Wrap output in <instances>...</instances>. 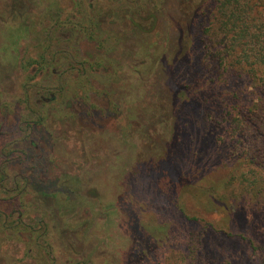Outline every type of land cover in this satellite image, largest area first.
Segmentation results:
<instances>
[{"label":"rangeland","instance_id":"obj_1","mask_svg":"<svg viewBox=\"0 0 264 264\" xmlns=\"http://www.w3.org/2000/svg\"><path fill=\"white\" fill-rule=\"evenodd\" d=\"M217 1L0 0V47L15 43L0 50L2 248L29 264H264L259 141L202 96ZM255 1L264 25V0H239Z\"/></svg>","mask_w":264,"mask_h":264},{"label":"trees","instance_id":"obj_2","mask_svg":"<svg viewBox=\"0 0 264 264\" xmlns=\"http://www.w3.org/2000/svg\"><path fill=\"white\" fill-rule=\"evenodd\" d=\"M255 6H258L256 1L243 5L239 0L217 1L214 10L217 18L220 17L222 36L217 43L218 50L211 47L212 50L204 56L211 60V65L210 68L206 65V69L209 68L206 70L208 85L202 96L210 110L214 107L222 114L235 113V122L252 129L259 144L249 149L247 155L252 165L260 166L264 164V153L261 152V146H264V107L259 105L264 98V25L252 15ZM205 19L206 16H202L203 23ZM198 20L194 21L193 28L199 26ZM244 80L250 82L252 93L258 95L256 99L245 100L238 90L237 84Z\"/></svg>","mask_w":264,"mask_h":264},{"label":"flooded vegetation","instance_id":"obj_3","mask_svg":"<svg viewBox=\"0 0 264 264\" xmlns=\"http://www.w3.org/2000/svg\"><path fill=\"white\" fill-rule=\"evenodd\" d=\"M0 38L3 39L1 36H0ZM5 43L6 44H4L3 47H0V50L3 51V54L6 53V54H9V55H14L15 54V43L13 41V38H11V37L8 38L7 40H5ZM9 63L10 62L8 61V64ZM28 65H29L28 67H30V64H28ZM0 69H1V67H0ZM9 76H11L10 73L9 74H6V75H3L2 78L5 79V78L8 77V79H9ZM0 83H1V79H0ZM1 98L2 97L0 96V100H1ZM7 102H8L7 105L0 104V109L2 110L3 113H5V114H0V137H1L2 141H4L2 144H0V155L3 154V156H5V152L8 153V151L12 147L11 146L12 143L10 141L6 140V137L8 136L9 132H7L6 130H4V127H5V124L9 121V118L11 117L12 110H10V107H11V105L13 106V101L12 100L10 101L8 99ZM6 108H7V111L5 112V109ZM8 124L9 123H7V126H8ZM25 141H26V137H24V142ZM12 148H14V147H12ZM26 149H27V147L23 148V150L25 151V152H23V150L21 151V149L18 148V152L23 153L26 156L27 155L26 154ZM1 174H2L3 178L6 177V175L4 174V171ZM1 174H0V177H1ZM14 192H16V187L15 186L13 188V193ZM25 210H26L25 207H19L18 208V211H19L18 219H20L21 216L23 214H25ZM28 227L30 228V223H28L25 228L28 229ZM15 229H16V227H12V228H9V230L7 232L1 233L3 236L0 237V240H1L0 241V264H16L17 258L20 259V262L22 261L23 264H29L30 263L29 261L26 260L27 257H28V255L26 253H23V254L21 252L18 253V254L16 253L15 243L11 244V242L9 241L8 242V248H2V246H1L2 241L3 240H6V239H4L5 236H7L8 238H10V240H11V238L14 239L16 237V235H15L16 233L14 234ZM29 252H30V250L28 251V253ZM43 256L46 257V252L44 253Z\"/></svg>","mask_w":264,"mask_h":264}]
</instances>
